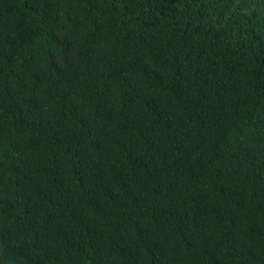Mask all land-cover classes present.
I'll use <instances>...</instances> for the list:
<instances>
[{"label":"trees","instance_id":"1","mask_svg":"<svg viewBox=\"0 0 264 264\" xmlns=\"http://www.w3.org/2000/svg\"><path fill=\"white\" fill-rule=\"evenodd\" d=\"M0 264H264V0H0Z\"/></svg>","mask_w":264,"mask_h":264}]
</instances>
